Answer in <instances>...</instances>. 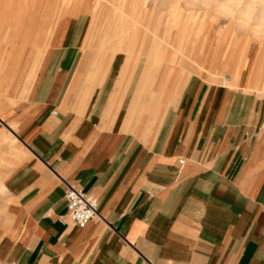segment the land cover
<instances>
[{"label":"crops","instance_id":"0c3cea01","mask_svg":"<svg viewBox=\"0 0 264 264\" xmlns=\"http://www.w3.org/2000/svg\"><path fill=\"white\" fill-rule=\"evenodd\" d=\"M85 23L0 34V264H264L259 51L213 82L88 50Z\"/></svg>","mask_w":264,"mask_h":264},{"label":"rangeland","instance_id":"374dc122","mask_svg":"<svg viewBox=\"0 0 264 264\" xmlns=\"http://www.w3.org/2000/svg\"><path fill=\"white\" fill-rule=\"evenodd\" d=\"M84 15L91 51L143 56L149 67L223 79L264 64V0H0V34L49 35L63 14Z\"/></svg>","mask_w":264,"mask_h":264},{"label":"built area","instance_id":"2783aa9c","mask_svg":"<svg viewBox=\"0 0 264 264\" xmlns=\"http://www.w3.org/2000/svg\"><path fill=\"white\" fill-rule=\"evenodd\" d=\"M182 163V162H181ZM67 201L66 214L59 217L61 224L72 223L77 228H84L98 217L97 203L88 194L68 186L65 192ZM16 264V263H6Z\"/></svg>","mask_w":264,"mask_h":264}]
</instances>
